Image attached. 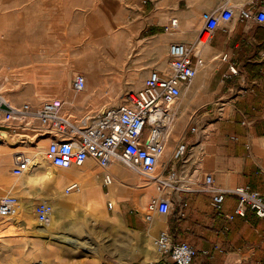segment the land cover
<instances>
[{
	"label": "crops",
	"instance_id": "1",
	"mask_svg": "<svg viewBox=\"0 0 264 264\" xmlns=\"http://www.w3.org/2000/svg\"><path fill=\"white\" fill-rule=\"evenodd\" d=\"M0 1L3 12L0 60L4 61V66L0 68L14 67L17 57L28 58V62L20 67H26L28 71L27 68L34 66V79L24 88L29 91L22 99L28 98L29 101L23 102L33 101L36 96H39L38 102L30 103L59 97L64 101L63 112L74 108L67 113L70 116L84 108L92 114L97 109V102L90 93L83 95L88 102L86 99L77 102L79 92H75L71 84L75 72L81 71L86 80H90L91 68L75 62L73 58L76 45L90 38L95 43L99 41L94 45L99 48H87L100 57L95 62L98 65L92 66L90 54L81 60L95 68L98 74L95 83L99 87L104 85L99 67L104 66L109 52L105 42L113 30L103 33L104 28H101L100 34L95 32L90 37L92 32L98 30L93 29L96 23L113 26L123 41H129L119 45L115 54L121 59L111 66L118 70L120 81L134 65L133 62L129 65L127 58L132 50L138 49L139 42L146 41L149 47L153 41H159L167 48L172 41L192 42L201 26L200 14L204 11L216 12L222 6L229 5L234 16L228 24L243 25L242 31L255 25L256 31L238 33L236 36L232 32L224 33L228 24L225 28H217L212 38L202 46L201 55L207 59L203 68L198 69L190 82L182 84L178 123L167 139L155 174L162 179L173 169L179 176L177 184H186L190 189L167 185L159 191L157 178L144 176L119 161L108 167L113 182L104 188V170L93 158H88L80 167L63 168V178L56 183L53 166L49 163L46 165L47 161L41 159L31 172L16 175L12 172V152L23 150L31 160L44 158L47 138H33L35 134L29 130L26 140L17 141L3 125L0 129V197L13 195L18 200L17 211L31 212V206L40 201H54V184L60 183L62 188L61 182L66 185L74 180L79 185L77 180L97 178L104 191V196H98L99 209L103 214L106 211L110 213L135 238L131 246L135 251L130 259L139 257L143 249L149 258L144 263L161 261L158 253L150 251V239L153 242L160 231L166 230L175 240L185 241L194 248L192 264H261L264 259V217H258L251 209H247L243 216L234 214L236 199L233 196H225L216 208L212 200L213 192L204 190L201 180H190L184 175L197 161L200 176L211 174L217 187L248 185L264 194V25L237 15L241 8L256 10L259 4H264V0ZM171 18L177 19L175 27L170 26ZM234 36L237 37L234 40H241L239 45L229 44ZM85 48L81 50L82 56ZM237 52L238 56H244L243 59L236 58ZM60 54L71 55L70 60L57 62ZM224 54L227 60L222 59ZM216 58H219V63L210 66V61ZM231 62L238 73L229 72L228 64ZM152 68H156L152 62L144 64L143 76L146 77L147 70ZM141 82L142 79L138 80L137 85ZM84 103L87 106L82 108ZM103 107L101 105L99 110ZM208 123H211L212 131L202 137L199 145H195L199 136L189 130L190 126L202 127ZM181 142L187 144L186 154L189 157V161L182 166L172 158L173 149ZM67 171L75 174L72 176ZM56 189L60 190L58 187ZM42 191H50L53 196H41ZM160 193L169 200L170 211L165 214L149 212L147 204ZM81 197L87 199L89 196ZM108 202H111L110 208ZM147 213L150 214L148 220L145 219ZM229 214L232 218L228 217ZM18 215L21 216V212Z\"/></svg>",
	"mask_w": 264,
	"mask_h": 264
},
{
	"label": "built area",
	"instance_id": "2",
	"mask_svg": "<svg viewBox=\"0 0 264 264\" xmlns=\"http://www.w3.org/2000/svg\"><path fill=\"white\" fill-rule=\"evenodd\" d=\"M238 17L264 25V4L256 10L241 8ZM234 16L231 6L224 5L216 12L204 11L200 14L201 26L192 42L172 41L167 48L165 70L152 68L142 80L140 86L129 90L112 106H105L94 114L86 113L78 118H71L63 112L64 101L59 97H48L39 103L22 102L13 104L0 93V124L4 125L15 140H26V132H34L33 138H47L44 159L56 168L80 167L88 158H93L104 170L102 186L107 188L113 182L108 167L119 161L140 174L157 178L158 190L171 185L188 190L186 184L178 183V173L171 169L165 178H158L156 164L163 155L168 135L174 128L179 116V104L182 84L190 82L203 65L202 46L213 36L214 31L225 28ZM176 18H171L170 26L175 27ZM222 59L227 60L224 54ZM231 74L238 69L231 62L228 64ZM75 92L86 88V76L75 72L71 79ZM190 131L199 136L195 145H199L203 136L208 135L211 123L202 127L190 126ZM201 149V147H200ZM187 144L178 143L172 152V158L180 165L187 163ZM13 168L16 175L25 173L30 167L31 158L23 150L12 152ZM193 166L184 175L188 179L201 180L204 190L213 192L214 206H220L225 196L236 199L234 214L243 216L251 209L258 217H264V194L251 189L248 185L234 188H220L214 184L211 174L202 177L199 164ZM1 164V159H0ZM79 185L73 180L65 185L64 193L78 191ZM18 200L13 195L0 197V218L9 217L17 212ZM111 207V202H108ZM149 212L168 213L170 202L161 193L147 204ZM36 221L43 225L53 215V206L48 201H40L34 206ZM150 214H145L148 220ZM232 218V215H228ZM153 244L159 255L166 256L173 264H192L194 248L185 241L175 240L171 234L162 230L154 238ZM261 264H264L262 259Z\"/></svg>",
	"mask_w": 264,
	"mask_h": 264
},
{
	"label": "rangeland",
	"instance_id": "3",
	"mask_svg": "<svg viewBox=\"0 0 264 264\" xmlns=\"http://www.w3.org/2000/svg\"><path fill=\"white\" fill-rule=\"evenodd\" d=\"M1 5L2 1H0V6ZM2 17L3 12L0 7V48L2 47L1 34L3 32ZM101 28H104L103 33L104 31L108 33V31L113 30L111 34L115 33L119 36L118 40L120 41V44L122 42H125L122 40V37L116 31H114L113 26H110L109 24L108 26H103L96 23L93 26V29L98 30L92 32L90 34V37L93 36L92 34H94L95 32H98V34H100L102 31L100 30ZM243 28V25L238 24L233 26L232 23H230L228 24L224 33L226 34L228 32H232L236 36V34L238 33L247 34L256 31L255 25L249 27L247 31H242ZM111 34H109L108 36H112ZM235 36L232 37V40L229 41L230 45H234L235 43L239 45L241 43V40H234L237 39V37ZM240 37L241 39H243V36ZM91 40L92 39L90 38L89 41L82 42L80 45H76L75 55L73 56V58L75 62L88 65V67L91 68L92 72L90 80L87 81L86 90L77 93V102H79V99H86L85 97H83V95L87 96V94L90 93L92 99L97 102V109L95 110V112L99 110L101 105L108 104V106H112L117 104L120 101V97L123 96L124 93L129 90H134L138 88L140 86V84L137 85L138 80H143L145 78L142 73V67L147 62H152V64H154V67L159 68L161 70H165L166 68L167 45L159 44V41H153V45H149L148 47L146 41L139 42L140 45L138 49L132 50V52H130V55L127 58L128 64L131 65L133 62L134 65H131V70L129 71V73L125 74L124 80L120 81V74L118 73V70H116L115 67L111 66L114 65L116 60L120 61L121 57L115 54L118 52V49L114 50L107 46L109 49V57L104 60V66L103 64H101L103 68L99 67L102 69L104 85L99 87V84L95 83V79L98 77V74L95 72V68H92L90 63H86L81 60L83 57H85V55L90 54V58L92 59L93 65H98L95 62L100 57L94 55L91 51L87 50L89 46L90 48H99L96 46H92V42H94V40ZM100 42L103 43L102 40ZM125 43H129V41H126ZM133 45L135 44L133 43ZM83 48L86 49L84 56L81 55V50H83ZM238 53L239 52H237L236 58L243 59L244 56H238ZM70 57L71 55L67 56L60 54L56 59L57 62L61 63L65 62L68 58L70 60ZM204 60L206 62L207 59ZM219 61V58L212 59L210 61V66H216ZM27 62L28 58L24 59L23 57H17L14 67H20L21 65ZM1 66H4L3 60H0V67ZM6 69L7 68H0V77L4 79L3 80L1 78L0 83L6 81ZM25 69L26 68L23 69V72L26 71ZM33 69L34 68L32 67L27 68L28 71H26V74H24L20 86H18L17 89L14 87V90L8 92L9 94H12L13 97H19V100H17L16 102L21 103L23 101H29L28 98L22 99L23 97H21L20 94L27 93L29 91L24 88H26L28 82L31 83V81H33ZM147 71L148 74L149 69ZM105 84H107V86H105ZM112 85L113 87H110ZM38 98L39 96H36L35 100L33 101L38 102ZM88 101L89 100L86 99V102ZM86 106L87 105H85L84 103V106H82V108ZM73 109L74 108L71 107L69 111H72ZM68 112L64 113L67 114ZM86 113L91 112H89V109L84 108L79 113H72V116H70L69 114L67 115L71 118H78ZM2 126L3 124H0V129L3 128ZM46 163V165H48V162ZM52 168L55 171L54 182H60L63 178V168ZM33 169L34 167H32V170ZM44 169H42V171ZM143 178L147 180L146 177ZM61 183L62 188L60 187V183H58L59 185L54 184V198H58V196H65L64 198H66L75 192L72 191L69 193H64V182ZM56 187H58L60 190H57ZM80 189L81 190H79V192L77 193L83 191L81 186ZM41 196L53 195L50 191H42ZM48 202L54 205V214L51 220L43 225L38 224L36 222L35 214L33 212L34 205L31 206V212H27V210L23 212L21 211V209H19L14 215L0 218V264H144V262H148L149 258L146 257L147 255L145 254V250L143 249L140 250L139 257L135 259H130V255L132 254V252L135 251L131 247L135 238L132 236V234L125 231L120 226L119 221L113 216H111V214L107 211L104 213L105 215L100 218L95 217L89 212L84 213V211L82 210H73L66 208L58 212L56 210V203L54 204L55 201L48 200ZM19 212H21V217H24V223L23 221H17L18 217L20 216L18 215ZM24 224H27L26 227L28 228H26ZM40 227L43 228V231L39 230ZM14 244L21 246L22 250H25L24 253H21L20 250L10 249V246H13ZM150 249L152 253H158L152 242V238L150 239ZM160 256V260L162 262L164 261L165 263L168 262L167 264H173L168 260L166 256ZM152 259L153 258H151V260Z\"/></svg>",
	"mask_w": 264,
	"mask_h": 264
},
{
	"label": "bare ground",
	"instance_id": "4",
	"mask_svg": "<svg viewBox=\"0 0 264 264\" xmlns=\"http://www.w3.org/2000/svg\"><path fill=\"white\" fill-rule=\"evenodd\" d=\"M111 35L112 36H108V38L106 39V45L108 47L114 49V50L118 49L119 45H120V41L118 40L119 36L115 35V34H111ZM96 42L99 43L98 40ZM94 45H97V44L95 42H92V46H94ZM106 56L109 57V54H107ZM202 58H203V56H202ZM90 61L92 63V66H95V65H93V62H92L91 58H90ZM204 63H205V60H204ZM204 63L200 67V69L203 68ZM33 67L34 66H32V68ZM24 68H26V67H11V68H7L6 69V74H7L6 75V81L0 83V93L2 94V96L4 98H6L8 101L10 100L13 103H19V102H16L17 100H19V97H15V96L13 97V95L9 94L8 92L14 90V87L17 89L18 86H20L21 81L23 79V76H24V74H26V72H23ZM33 79H34V73H33ZM32 83H33V81H32ZM24 94H26V93H21L20 96L23 97ZM104 105H106V104H104ZM104 105H102V107ZM176 124L174 125V128L172 129V131L168 135L169 136L167 138L168 140H169L170 136L174 133V130L176 128ZM39 159L46 161L44 158H34V159H32L31 162H30V166H29L30 168L26 171L27 173L31 172L32 167L39 163L38 162ZM158 164H159V161L156 164L155 173L158 170ZM67 172L69 174H71L72 176H73V174H75V173H73V171H67ZM77 181L80 184V186H81L83 191L80 192V193H77V192H79V190H81L80 187H79L78 191H75L74 193H72L70 196H68L66 198H64L63 196H61V197L58 196V198H54V201H55L54 204L56 203V206H57L56 210L58 212H60L61 210L68 208V209H73V210H82V211H84V213L89 212L90 214L94 215L95 217H99V218L104 216V214L102 213L101 209H99L100 202H99V199H98L99 197L98 196H104V191L102 190L100 180H98L97 178H89V177H87L86 180H81V181L77 180ZM110 188L112 189L113 185H111ZM81 196H89V197L87 199H85V198H82ZM23 218L21 216H19L17 221H23V223H24V219ZM24 226L26 227L27 224H24ZM26 228H28V227H26ZM39 230L43 231V228L40 227ZM17 246L18 245L14 244L13 246H10L11 247L10 249H12V250H20L21 253H24L25 250L23 251L21 246H18V247Z\"/></svg>",
	"mask_w": 264,
	"mask_h": 264
},
{
	"label": "trees",
	"instance_id": "5",
	"mask_svg": "<svg viewBox=\"0 0 264 264\" xmlns=\"http://www.w3.org/2000/svg\"><path fill=\"white\" fill-rule=\"evenodd\" d=\"M144 264H164V263L162 261H157V262L144 263Z\"/></svg>",
	"mask_w": 264,
	"mask_h": 264
}]
</instances>
